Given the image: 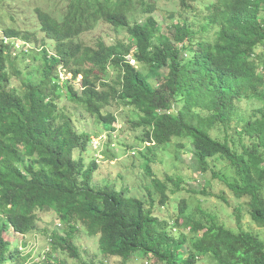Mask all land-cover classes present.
<instances>
[{
	"label": "trees",
	"instance_id": "trees-1",
	"mask_svg": "<svg viewBox=\"0 0 264 264\" xmlns=\"http://www.w3.org/2000/svg\"><path fill=\"white\" fill-rule=\"evenodd\" d=\"M9 1L0 0V264H26L19 236L36 231L38 214L48 212L63 233H49L40 264H55L56 252L81 264H105L82 261L75 245L79 226L98 237L104 259L119 264L136 255L158 264H197L199 258L264 264V240L241 227L245 205L264 229V0H179L167 31L152 16L155 3L145 0H69L61 15L51 7L20 10V25L30 13L34 29L17 24L19 8H8ZM138 4H145L140 12ZM100 23L127 31L126 38L95 46L79 40ZM38 41L34 64L19 57L21 46ZM59 70L70 78L64 82ZM16 79L20 87L12 85ZM114 105L134 112L124 118L143 131L142 142L187 143L194 170L218 179L239 202L235 229L200 207V217L188 214L181 200L175 219L181 232L175 233L154 215L152 203L146 208L124 189L94 185L99 162H86L84 154L100 134L80 132L73 113L87 114L111 137L118 124L109 111ZM217 161L230 177L214 171ZM150 170L147 165L164 206L168 185L176 193L182 180H160Z\"/></svg>",
	"mask_w": 264,
	"mask_h": 264
},
{
	"label": "rangeland",
	"instance_id": "rangeland-1",
	"mask_svg": "<svg viewBox=\"0 0 264 264\" xmlns=\"http://www.w3.org/2000/svg\"><path fill=\"white\" fill-rule=\"evenodd\" d=\"M137 1V0H135ZM155 3L157 11L153 12L152 16L159 23V26L167 31L168 29V14L174 10L179 9V0H145V4ZM198 1V0H196ZM206 2L207 0H201ZM69 0H24L17 3V0L9 1L8 8H19L17 14V24L20 25L21 11L27 8L30 11V7L34 9L39 6L42 10L48 8L57 9L58 15L65 12L66 6ZM141 3V2H140ZM7 3H4L6 5ZM141 4L137 5L138 12L143 9ZM4 12V11H3ZM141 17V16H139ZM58 20L61 19L57 17ZM9 22V19H7ZM20 27H31L34 29L36 23L31 19L30 13H26V21L24 25ZM127 31H116L113 27L107 24L100 23L96 28L90 32H87L79 39L87 46H95L99 40H102L105 44L111 45L116 40H122L126 38ZM39 40H46L41 35H37ZM48 41V40H47ZM49 42V41H48ZM39 43V41H38ZM50 43V42H49ZM19 46V45H16ZM23 53L20 54V58L23 55L26 56L30 63H33L30 57L38 56L40 53V43L35 46H21ZM19 50L20 52H22ZM26 51V52H25ZM52 49H49V53H53ZM29 52V53H28ZM261 55L264 56V49L260 50ZM34 64V63H33ZM61 79H69L70 75L65 74L59 70ZM79 77L74 83L76 87H79ZM64 80V82H65ZM63 82V88L66 89ZM12 85L20 87L18 79L14 80ZM250 103H243L240 107H249ZM254 106V105H253ZM110 112H113L118 116V124L115 125V131L110 133L111 137H108V132L101 130L100 126H94L92 121L88 118V115L75 111L76 116H79L74 120V125L80 132L88 133L90 136H94L98 130L100 137L93 138L89 144L87 153L84 154L86 162L91 158L96 163L99 162L98 168L93 175L94 185L110 184L121 190H125L127 195L143 199L146 208L150 207L152 203L153 213L161 220L166 221L174 232H181V221L179 223L175 220L178 216L177 205L181 200H185L188 204V214H193L196 217H200L199 210L202 212L215 215L217 220L228 228L235 229V220L233 216V210L238 205V201L233 198V195L228 189L218 180L213 179L210 174L201 175L196 172L192 166V158L188 153L189 148L187 143L182 140L174 139L169 145L154 146L148 142H142L143 131L141 129L132 130L130 124L125 121V116H134V112L126 108H117L115 105L110 107ZM230 133V132H229ZM180 144H184L183 148ZM150 166V172L158 179L165 180L166 176L172 177L174 180L180 178L182 180L181 190L171 192L174 190L172 184L168 185L167 195L168 201L164 206H160L159 194L156 193L152 184L151 176L147 174L146 166ZM214 171L218 174H223L227 177L232 175V172L224 167L222 162H216ZM223 198L225 200H223ZM154 202H151V200ZM241 202V201H240ZM248 209L243 206V220L241 227L244 230L252 232L258 235L264 240V229L259 228L254 224L250 216L247 214ZM59 223L57 218L51 212L39 213L37 230L28 233L25 237L19 236L20 239L25 241L26 248L20 250L22 255L27 257L26 264H40L43 259H47L45 252L49 249V233L52 231H58L63 233L62 229L57 226ZM57 228L59 230H57ZM78 237L75 239V245L79 249L80 256L84 262H104L105 264H119L120 260L112 258L106 260L99 253L98 237H88L83 228L78 227ZM45 259V260H46ZM60 260H65L66 264H81V262L74 259H70L67 255H63L60 252H56L53 255V263H58ZM127 264H158L151 261L148 258L136 255L127 262ZM197 264H214L210 258H199Z\"/></svg>",
	"mask_w": 264,
	"mask_h": 264
},
{
	"label": "clouds",
	"instance_id": "clouds-1",
	"mask_svg": "<svg viewBox=\"0 0 264 264\" xmlns=\"http://www.w3.org/2000/svg\"><path fill=\"white\" fill-rule=\"evenodd\" d=\"M128 60H129V62L131 63V64H133L134 62H133V60L131 59V58H127Z\"/></svg>",
	"mask_w": 264,
	"mask_h": 264
}]
</instances>
